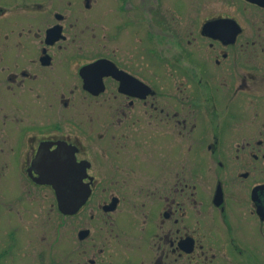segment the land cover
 Wrapping results in <instances>:
<instances>
[{"label": "flooded vegetation", "instance_id": "af4514ba", "mask_svg": "<svg viewBox=\"0 0 264 264\" xmlns=\"http://www.w3.org/2000/svg\"><path fill=\"white\" fill-rule=\"evenodd\" d=\"M200 1L0 0V157L85 196L76 264H264V21Z\"/></svg>", "mask_w": 264, "mask_h": 264}, {"label": "rangeland", "instance_id": "374dc122", "mask_svg": "<svg viewBox=\"0 0 264 264\" xmlns=\"http://www.w3.org/2000/svg\"><path fill=\"white\" fill-rule=\"evenodd\" d=\"M205 4L228 9L244 29L261 33L264 17L237 0L228 8L225 0H201L203 11ZM6 164L0 157V264H76L81 247L72 245L71 219L58 211L52 193L27 188Z\"/></svg>", "mask_w": 264, "mask_h": 264}, {"label": "water", "instance_id": "95a60500", "mask_svg": "<svg viewBox=\"0 0 264 264\" xmlns=\"http://www.w3.org/2000/svg\"><path fill=\"white\" fill-rule=\"evenodd\" d=\"M60 181V178L58 179ZM57 193V200H58V210L63 214V215H68L71 214L73 211L77 210L79 206L84 202V195L83 196H78L80 197V201L77 200L75 203L74 207L70 204V199L68 198L69 195L65 192L62 191L60 188H56Z\"/></svg>", "mask_w": 264, "mask_h": 264}, {"label": "snow or ice", "instance_id": "6c2138e0", "mask_svg": "<svg viewBox=\"0 0 264 264\" xmlns=\"http://www.w3.org/2000/svg\"><path fill=\"white\" fill-rule=\"evenodd\" d=\"M90 71H94V70H90ZM49 162L53 164H60L62 167L68 169L72 176L76 177L77 179L79 178V170L74 166L70 156L64 158L61 161L57 157V155L53 153L50 156L46 157L44 161H42V163H45V164Z\"/></svg>", "mask_w": 264, "mask_h": 264}]
</instances>
